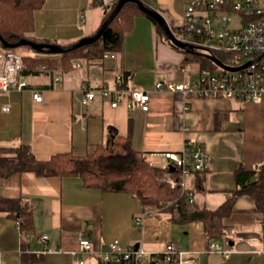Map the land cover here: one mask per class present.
Listing matches in <instances>:
<instances>
[{
  "label": "crops",
  "instance_id": "1",
  "mask_svg": "<svg viewBox=\"0 0 264 264\" xmlns=\"http://www.w3.org/2000/svg\"><path fill=\"white\" fill-rule=\"evenodd\" d=\"M113 1L45 0L35 11L32 36L38 42H76L95 33L105 6ZM146 2L169 25L179 23L187 4V0ZM79 62V68L63 74L60 84L54 82V75L39 74L26 77L21 89L14 85L0 90V146L27 143L37 159L48 160L65 151L83 155L77 151L92 149L110 137L119 142L129 139L147 162L160 166L165 151H180L186 139L200 143L211 156L204 183L195 174L186 176L185 183L195 190L193 207L209 211L225 205L227 238L211 242L226 244L231 252L224 256L207 251L211 242L203 219L189 221L186 233L193 235L196 227L200 236L196 232L185 250L194 254V264H264V209L258 208L251 192L242 191L236 179L239 169L253 171L252 180L259 178L262 184L264 204V103L195 95L184 99L156 90L159 81L182 82L203 73L192 76L185 54L167 43L156 25L142 15L136 16L134 27L124 36L122 50ZM126 71L132 75L128 88L150 92L147 112L130 110L124 102L112 107L101 97L82 102L83 82L113 87L116 73ZM34 93L42 100H35ZM21 197L31 207L34 227L22 234L9 215L10 205L0 208V264H21L23 254L33 258L32 264H79L71 252L79 250L82 238L92 244V251L81 255L83 264H98L113 241L123 248L142 247L148 258L162 253L168 244L159 237H147L149 219L143 216L136 223V216L144 213L137 198L121 190L88 187L80 175L24 172L0 177V200ZM43 234L49 235L46 242L39 241Z\"/></svg>",
  "mask_w": 264,
  "mask_h": 264
},
{
  "label": "trees",
  "instance_id": "2",
  "mask_svg": "<svg viewBox=\"0 0 264 264\" xmlns=\"http://www.w3.org/2000/svg\"><path fill=\"white\" fill-rule=\"evenodd\" d=\"M118 0L105 6L103 21L115 7ZM143 3L151 7L146 0ZM45 0H0V34L10 43L20 39L34 40L32 32L35 28V11L43 6ZM137 15L149 18L157 27L158 33L174 48L185 54V62L200 57L204 64L212 70L220 68L206 57L188 53L173 45L164 34L160 25L149 15L139 9L132 1L126 2L113 21L107 26L102 36L95 42L64 53L38 52L29 45L6 47L0 40V50L7 53L21 54L23 67L20 69L19 79L39 74H66L73 70L75 61H94L101 59L108 52L122 50L124 36L132 30ZM172 27V25H170ZM94 34V33H93ZM43 42L51 43L49 40ZM72 42L70 44H73ZM69 44V45H70ZM26 46L31 52H19V48ZM217 56L224 63H232L226 57ZM131 72L123 73L120 86L127 87ZM207 167L201 171H193L203 184ZM32 172L39 176H71L80 175L88 187L109 191H125L137 198L142 205L143 212L160 209L172 213L173 221L189 222L204 220L205 230L209 241L227 238L224 231V206L221 205L209 211H201L194 206L192 186L181 185L182 174L174 167L163 168L145 160L143 152L133 148L129 139L123 142L110 137L105 142L96 143L86 154L79 155L72 151L59 152L48 160L35 157L31 146L20 143L13 146H0V177H9L16 173ZM189 174V175H191ZM253 171L239 169L236 179L242 191L251 192L255 197L259 209H264L263 191L260 179L252 180ZM173 176L178 184L172 186L168 177ZM188 176V175H187ZM10 205V216L17 222L22 234L29 233L34 227V217L31 207L23 198L1 199L0 208ZM225 204V203H224ZM33 258L23 254L21 264H32ZM98 264H134L133 261L103 262ZM147 264H174L167 262L163 253L152 254Z\"/></svg>",
  "mask_w": 264,
  "mask_h": 264
},
{
  "label": "built area",
  "instance_id": "3",
  "mask_svg": "<svg viewBox=\"0 0 264 264\" xmlns=\"http://www.w3.org/2000/svg\"><path fill=\"white\" fill-rule=\"evenodd\" d=\"M83 18V16H82ZM172 29V28H171ZM172 31L177 38L191 43L202 51L229 59L230 66L248 65L238 70H220L203 73L187 81L157 82L155 89L179 95L184 99L189 95L202 98L226 97L242 99L256 104L264 103V0H187L182 16V23ZM23 67L21 54L0 50V90L8 91L12 86L23 88L27 84L26 77L19 79L18 74ZM80 62L75 61L73 68H79ZM63 74L54 73V82L60 84ZM123 74L115 75V86L90 85L83 82L81 93L82 102L87 104L97 97L109 101L112 107L125 103L128 109L149 110L150 92L147 90H132L120 86ZM37 101L42 100L39 93H34ZM8 109V107H5ZM163 168H178L182 174L181 185L186 186L185 177L193 171H201L208 167L211 160L210 153L203 145L191 139H186L180 151H165ZM167 181L175 186V177H168ZM136 223H141L143 216H136ZM19 225V224H18ZM48 234H43L40 242H46ZM92 244L88 238L80 240L79 250L72 251V255L79 264L84 263L82 254L90 253ZM208 252H218L224 256L230 254L231 249L226 244L211 242ZM167 262L174 264H194V254L181 249L175 243L169 242L163 250ZM149 253L139 246L120 247L117 241L109 244L103 251L100 260L103 262L133 261L134 264H147Z\"/></svg>",
  "mask_w": 264,
  "mask_h": 264
},
{
  "label": "water",
  "instance_id": "4",
  "mask_svg": "<svg viewBox=\"0 0 264 264\" xmlns=\"http://www.w3.org/2000/svg\"><path fill=\"white\" fill-rule=\"evenodd\" d=\"M128 1L135 2L141 11H143L145 14L152 17L160 25V27L164 31L165 36L167 37L168 40L171 41L173 45L185 50L186 52L206 57L209 60H211L213 63H215L217 66H219L220 68L228 70V71L238 70L248 65V63H246L243 66H237V67L230 66L224 63L218 56L211 54V53L204 52L202 51L201 48H198L191 43L180 40L173 33L165 17L155 8L146 6L142 0H118L113 10L106 17V19L101 23L100 27L95 31L94 34L82 37L81 39H79L78 41L70 45H60L57 43L38 42V41H34L28 38L20 39L16 43H10L4 40L1 34H0V40L3 43V45L6 47H18L21 45H29L30 47H32L34 50L38 52L47 51L48 53H64V52L73 50L75 48L81 47L83 45L91 44L97 41L102 36L107 26L113 21L115 16L121 10L123 5Z\"/></svg>",
  "mask_w": 264,
  "mask_h": 264
},
{
  "label": "rangeland",
  "instance_id": "5",
  "mask_svg": "<svg viewBox=\"0 0 264 264\" xmlns=\"http://www.w3.org/2000/svg\"><path fill=\"white\" fill-rule=\"evenodd\" d=\"M77 13H79V11ZM142 17H146V16L142 15ZM181 23H182V19L179 21V23L175 22L173 23L174 25H172V28H174L177 33H179V31L177 30V27L175 26L180 25ZM138 25H140L139 21L136 23V26ZM127 45L128 46L131 45L129 40L127 42ZM18 51L19 52H31L32 50H30L26 46H23L19 48ZM188 71L192 72L191 73L192 76H198L201 72L207 73L208 68L204 64V61L202 58L196 57L190 61ZM89 150L91 149L83 148L81 151L79 150L77 152H79L80 154H86ZM141 215L144 216V219L147 218L150 220L148 222V227L146 226V235L148 238L155 240L157 237H159V239L163 243H167V242L169 243V241L174 242L181 248L186 249V247L188 246L187 244L189 243V239L195 236L196 232H197V235L199 234L200 236V231L196 229V227L193 229L194 230L193 235L192 233L187 234L186 232L190 230L189 226L187 225L190 222L173 221L172 213L169 211H163L160 209H151L150 211L146 213H142ZM143 226H141V228ZM193 240L195 241L194 238Z\"/></svg>",
  "mask_w": 264,
  "mask_h": 264
}]
</instances>
